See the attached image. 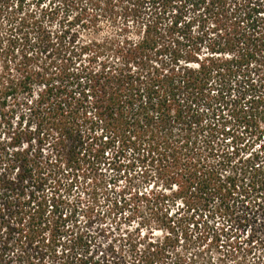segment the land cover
I'll return each mask as SVG.
<instances>
[{
	"label": "trees",
	"instance_id": "trees-1",
	"mask_svg": "<svg viewBox=\"0 0 264 264\" xmlns=\"http://www.w3.org/2000/svg\"><path fill=\"white\" fill-rule=\"evenodd\" d=\"M93 20L115 38L85 40ZM47 68L65 85L43 110ZM31 115L42 137L14 131L0 154V264L45 247L50 264H122L103 219L163 203L138 189L153 169L180 178L186 215L180 236L130 244V264H200L210 219L264 216V0H0V119ZM248 137L262 143L246 156ZM110 146L112 176L91 178Z\"/></svg>",
	"mask_w": 264,
	"mask_h": 264
},
{
	"label": "rangeland",
	"instance_id": "rangeland-1",
	"mask_svg": "<svg viewBox=\"0 0 264 264\" xmlns=\"http://www.w3.org/2000/svg\"><path fill=\"white\" fill-rule=\"evenodd\" d=\"M48 1L41 3L40 8H46ZM90 29L83 33L85 40H104L115 38L117 31L116 26L113 23L102 21L97 23L93 20L90 23ZM197 30L196 25L193 27ZM201 53L205 52L202 45ZM40 60V64L46 68V63ZM195 65H193L194 67ZM55 68H47L49 75L46 76L45 84H40L35 88V91L40 95L33 97V100L39 102V105L43 110L51 105L56 104L53 94L62 90L65 82L61 81V77L53 74ZM44 81V80H43ZM44 85V86H43ZM53 89L52 94L49 93V89ZM70 89V88H68ZM42 110V111H43ZM17 118L14 119H0V154L3 153L4 146L11 143V137H13L14 131L24 129V132H31L32 137L40 139L42 134L39 135L35 132V124L32 115L30 118H26L22 121L20 127L18 125ZM50 124L47 118H43V128L50 134ZM45 130H43L44 132ZM98 135L101 131H98ZM264 137H262L263 139ZM262 139H256L255 137H248L244 143L247 142L246 148L248 151L245 153L248 156L250 153L258 151L259 146L262 143ZM105 140V138H103ZM33 147L35 148L36 142L31 140ZM243 145V144H242ZM26 146L24 142L23 147ZM48 147L44 146L42 155H47ZM11 150V148H10ZM8 150V151H10ZM113 147H109L104 151V157L101 158L102 162L93 168L89 165V176L92 178L94 175L97 177L109 179L112 176V166H109L108 160L113 158ZM125 156V154L123 155ZM1 157V155H0ZM124 157H122L123 161ZM125 162V161H124ZM64 165V164H62ZM88 167V164H85ZM44 168L50 169L51 165H43ZM125 169V167H123ZM115 173V172H114ZM131 173H136L135 169ZM123 175V171L120 173ZM153 175L152 180L148 183H139L138 189L140 191L155 190L163 193L165 199L164 202L154 206H146L145 203H141L140 206L131 204L123 211L113 213L109 217L103 219L102 226L108 229L107 238H100L99 242L101 249H105L108 245L113 248V255L116 254L117 259L122 264H130L133 262V254L129 245L134 244L136 249L141 252L146 248L148 242H154L155 240H163L165 236H173L174 234L181 235V226L184 216L186 215V206L184 205V191H180L179 186L182 184L180 178H173L164 182L162 178L157 177L156 170H151ZM125 176L119 178L115 184L119 190L125 185ZM246 206V204H245ZM244 210V208H243ZM238 210L234 215L244 217L245 210ZM208 236L205 243L199 247L204 251V260L200 264H264V216H257L248 226H242L239 220L236 221H224L220 217H215L207 222ZM41 237L44 239V244L47 245L48 241H52V234L49 230L41 232ZM182 242V241H181ZM50 248L45 247L39 251L41 260L31 257V253L23 254L20 251L10 253L6 258L7 264H50L52 257L49 258Z\"/></svg>",
	"mask_w": 264,
	"mask_h": 264
}]
</instances>
